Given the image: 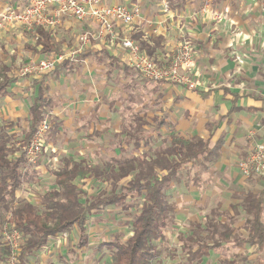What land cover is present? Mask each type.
<instances>
[{"label":"crops","instance_id":"1","mask_svg":"<svg viewBox=\"0 0 264 264\" xmlns=\"http://www.w3.org/2000/svg\"><path fill=\"white\" fill-rule=\"evenodd\" d=\"M3 1L0 9L8 5ZM130 2L134 1L103 0L106 5ZM12 4L16 9L23 7L22 0H12ZM138 4L140 18L129 26L117 25L115 37L99 39L94 21L71 17L39 27L50 32L60 50L58 55L68 61L66 66L39 76H20L17 71L25 62L57 54L40 52L34 31H19V27L0 31V73L4 71L12 79L0 97V129L11 138L7 146L13 156L19 153L34 101L42 91L49 101L45 150L35 164L26 163L23 173L28 171L32 177L23 179L16 200L42 209L43 199L57 190L55 173L63 159L103 170L114 162L149 159L156 152H165L175 137L198 138L207 142L210 154L182 167L183 178L172 182L165 193L175 208L173 225L165 233L168 244L171 247L176 237L182 244L197 227L204 230L210 219L226 223L234 238L246 239L243 199L263 189L264 176L246 178L238 163L252 145L264 144V0H212L208 4L184 0L174 8L167 0L158 4L138 0ZM94 27L99 41L81 43L79 37ZM125 36L158 65L168 60L182 41H188L194 58V88L144 79L129 64L130 51L121 45ZM136 126L139 130H132ZM156 172L158 176L166 174L162 169ZM80 183L76 185L84 193L82 200L111 188L109 182L89 177ZM85 223L87 244L81 249L76 248V229L63 233L75 239L71 252H77L79 261L89 252L105 260L108 251L100 252L103 244L123 242L131 234L130 219L115 207L92 214ZM52 238L55 236L26 263L58 264V258L46 256L55 245ZM94 238L97 242L90 241ZM91 242L94 247L89 249ZM208 245L211 248L201 264H217L221 251L228 258L251 255L248 260L264 264V250L252 254L255 246L245 242L235 243L231 238L220 246Z\"/></svg>","mask_w":264,"mask_h":264},{"label":"trees","instance_id":"2","mask_svg":"<svg viewBox=\"0 0 264 264\" xmlns=\"http://www.w3.org/2000/svg\"><path fill=\"white\" fill-rule=\"evenodd\" d=\"M167 1L170 7L174 8L182 6L184 0ZM34 32L37 34L36 46L40 47V52H54L57 55L60 53L50 32L41 28H35ZM145 55L154 61L146 53ZM67 64L68 61L63 60L53 71ZM11 82L12 79L2 71L0 97L6 93ZM43 94L42 91L38 95L29 111V125L23 135V142L18 147L17 155L13 156L7 146L11 138L3 129H0V229L4 223H8L19 232L20 264H26L29 257L41 251L51 237L72 229L77 230L76 248L81 249L87 244L86 219L100 210L117 207L126 198L133 196H141L142 201L134 219L128 225L131 234L123 242L103 244L112 248L109 250L111 255L107 264H163L164 259H161L163 252L165 258L172 260L170 248L168 249L166 245L161 249L159 246L167 242L165 233L172 227L175 213L174 207L166 200L165 191L172 182L176 183L183 178V173L180 172L182 167L193 164L199 157L210 154L207 142L198 138L184 140L175 137L165 152H156L149 159L131 158L122 162L118 161L114 165L108 164L103 170L99 167H88L71 158L63 159L61 168L55 173L57 190L43 199L42 209H39L27 201H17L15 194L21 183L32 177L28 171L23 173L27 167L23 149L28 146L42 120L48 118L49 101L43 97ZM157 169L165 170L166 174L158 176ZM130 175H132L131 179H129ZM85 177L109 182L111 184L109 192L105 191L98 196L82 200L81 196L84 193L76 182L80 183ZM122 180L126 182L123 183ZM262 186L263 189L260 192L249 193L243 199L242 209L246 216L244 227L248 232L247 238L243 240L234 238L227 226L224 227L217 222L215 224L210 219L204 230L197 227L196 231H191L183 239L182 251L186 256L185 264L202 263L203 257L211 248L204 240H207L209 235L217 233L218 226L223 228V231L218 234L221 243L233 238L235 243L245 242L255 246L252 254L257 255L263 252L264 182ZM194 246L195 250H193ZM7 254L8 247L2 241L0 230V264H6ZM249 256L241 257L236 262L233 259L223 260V263L247 264ZM101 260L103 261V257L100 255L98 261Z\"/></svg>","mask_w":264,"mask_h":264},{"label":"built area","instance_id":"3","mask_svg":"<svg viewBox=\"0 0 264 264\" xmlns=\"http://www.w3.org/2000/svg\"><path fill=\"white\" fill-rule=\"evenodd\" d=\"M128 5H106L103 0H22L23 7L16 9L11 5H4L0 9V31L19 26L27 31L35 28L52 26L60 17H71L77 21L92 20L97 26V38L103 39L113 36L117 25L129 26L140 18L141 10L138 0ZM208 4L212 0H202ZM258 3L262 0H249ZM52 12L48 17L47 13ZM90 34L79 37L81 43H89ZM123 48L130 51L129 64L136 69L144 79L154 82H166L187 89H193L195 83L191 76L194 67L192 46L188 41H182L175 52L162 64H156L141 53L139 47L127 38L121 40ZM64 60L62 55L31 63L19 71L20 76H39L52 72L56 65ZM49 130L47 118L42 120L38 129L23 149L26 162L35 164L40 153L44 134ZM238 170L246 177L264 176V144L251 146L247 156L238 163ZM2 241L8 247L6 264H20V234L8 223L1 228Z\"/></svg>","mask_w":264,"mask_h":264},{"label":"rangeland","instance_id":"4","mask_svg":"<svg viewBox=\"0 0 264 264\" xmlns=\"http://www.w3.org/2000/svg\"><path fill=\"white\" fill-rule=\"evenodd\" d=\"M6 1H8V5H13L12 4V0H5V1H3V3L4 2H6ZM146 1H149V0H146ZM150 1H152V0H150ZM155 2H157V4L158 3H160L161 2V0H155ZM147 5V4H146ZM15 27H19V26H15ZM23 30V28H21V27H19V31H22ZM128 31H129V28H128ZM127 31V32H128ZM95 32H96V29H95V27H94V29H93V31L91 32L90 31V35H92V36H90V41H99V39H96L95 38ZM81 33H84V32H81ZM116 34L117 33H114V35L116 36ZM113 35V36H114ZM113 36H107V37H113ZM114 36V37H115ZM79 37V36H78ZM97 37V36H96ZM127 39H129V37H127V36H125ZM130 40V39H129ZM90 43V42H89ZM75 50H76V47H75ZM54 57V56H53ZM49 58V57H48ZM52 58V57H51ZM47 59V58H46ZM31 63H35V62H33V61H28V62H25V63H23L20 67H19V69H18V73H19V71H21V70H23L24 68H26V67H28ZM57 65H59V64H57ZM56 65V66H57ZM50 73V72H49ZM27 76V75H26ZM139 128L140 127H135V128H133L132 130H139ZM124 132H128L127 130H125ZM138 134V133H137ZM44 145H43V142H42V147H41V153H44V151H43V149L45 150V147H43ZM41 153H40V155H41ZM39 155V156H40ZM40 158V157H39ZM140 159V158H139ZM122 161H124V160H121L120 162H122ZM116 162H114V163H111V164H109V165H114ZM27 165V164H26ZM109 191V190H108ZM165 193H166V191H165ZM167 200V199H166ZM141 201H142V197L141 196H138V197H136V196H133L131 199L130 198H126V200H124L123 202H121L120 204H118L117 205V207H115V208H117L118 209V211H119V213L122 215V217H124V218H129L130 219V221H132L133 219H134V216H135V214L137 213V211H138V208L140 207V204H141ZM174 211H175V208H174ZM212 216V215H211ZM213 221V220H212ZM213 223H215V221H213ZM217 223H219V225H221L220 224V222H217ZM206 224H207V222H206ZM205 224V225H206ZM216 224V223H215ZM226 223L224 224V227H226ZM221 227V226H220ZM219 226H218V232L217 233H215V234H213V235H209L208 236V238H207V240H204V242L205 243H208V244H214L215 246L218 244V246H220V238L218 237V234L221 232V231H223V228H220ZM127 234H129V233H125V236L127 235ZM205 236H203V238H204ZM55 240V245H53V248L51 249V250H47L48 251V254L46 253V256L47 257H49V259L53 256H55V258L54 259H56V258H58V260H59V262H58V264H107V261H108V259H109V256L111 255V252L109 251V250H111L112 248H109V247H101L100 248V246L98 247V249L100 248V252L102 251V249H104L105 250V248H106V250L108 251V253L107 254H104L103 256H105L106 257V259L105 260H101V261H98V257L100 256V254L99 255H97L96 253L93 255V256H91V253L89 252V253H87V254H85L84 256V258H83V261H79L78 260V256H77V252L75 251V253H72L73 252V248H75L74 247V245H75V243L74 242H76V241H74L75 239L74 238H70V236H69V234L67 235V233L66 234H61V235H59V236H55V238H52V240ZM93 240V242H94V240H96V242H97V239L96 238H94V239H91L90 241H92ZM61 241V242H60ZM179 239H177V237L176 238H174L173 239V242L171 243L172 244V246L170 247L169 245L170 244H168L169 243V241L167 240V242H164V244L162 245V244H160L159 246L161 247V249L162 248H164V247H166V245H167V247H168V249L170 248V250H171V255H172V257H173V259L171 260V259H169V258H165V255H164V252H163V254L161 255V259H164V263L163 264H185L186 263V256L184 255V252L182 251V245H183V242H182V244H180L179 242ZM100 242V241H99ZM177 243V244H176ZM89 249H91L92 247H94V245H92V242L91 243H89ZM102 246V245H101ZM196 248V247H195ZM194 248V249H195ZM67 250V252H68V254H66L65 253V251ZM222 250H223V248H222ZM72 251V252H71ZM225 252V251H224ZM223 251H221L220 253H218V254H220L221 256H220V260L218 261V262H216L217 264H224L223 263V260L224 261H230L231 259H233V260H235V262L236 261H239L240 260V257H242L243 255H239V256H237V257H231V258H228V256L224 253ZM61 253H62V256H61ZM218 254H216V255H218ZM46 256H44V257H46ZM58 260H56L55 262H57ZM53 261V260H52ZM222 261V262H221ZM27 262V261H26ZM221 262V263H220ZM27 264V263H26ZM193 264H195V263H193ZM243 264H246V263H243ZM247 264H255L254 263V261H248L247 262Z\"/></svg>","mask_w":264,"mask_h":264}]
</instances>
